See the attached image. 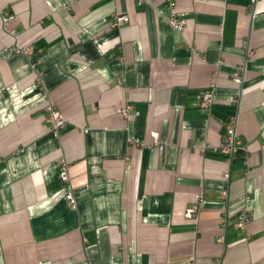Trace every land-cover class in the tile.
Segmentation results:
<instances>
[{"label":"crops","instance_id":"0c3cea01","mask_svg":"<svg viewBox=\"0 0 264 264\" xmlns=\"http://www.w3.org/2000/svg\"><path fill=\"white\" fill-rule=\"evenodd\" d=\"M0 264H264V0H0Z\"/></svg>","mask_w":264,"mask_h":264},{"label":"built area","instance_id":"2783aa9c","mask_svg":"<svg viewBox=\"0 0 264 264\" xmlns=\"http://www.w3.org/2000/svg\"><path fill=\"white\" fill-rule=\"evenodd\" d=\"M252 7H255L258 3V0H249ZM15 19L14 16H5L3 17V21L5 25H8L9 22ZM130 22V18L128 15H118L115 17L113 25L116 27L123 26ZM171 25L178 31H182L184 28L183 23L179 20L177 15L173 16ZM12 35L16 36L13 32ZM11 55L13 54H24L28 57L34 53V46H30L27 48H22L20 46H14L11 49ZM238 100V99H237ZM214 104V94L213 87H211L207 92L203 93L200 96V108L204 113H210L212 105ZM132 107L127 106L124 109H118V113L122 115L127 120L132 118ZM49 129L51 133L55 135H59L62 130L66 127V121L63 118L62 114L57 110L48 107V115L46 119ZM131 143L136 148H152L156 150L160 155H165L168 152L169 144L162 140L158 134L153 135V140L149 141L148 139H132ZM204 148V147H203ZM202 148V149H203ZM242 148V142L237 134V117H232L230 121L226 124V133L223 136L221 143L214 147L213 152L218 155H222L227 157L228 161H231L234 155ZM59 180L63 185L68 186V191L65 194V200L68 202V205L71 209L76 210L78 203L74 191L71 187V179H70V165L68 162L63 161L60 167ZM222 196L224 198L228 197V192L223 191ZM203 196L202 194H198L196 196V203L194 207L189 209L186 212L185 217L188 219H195L198 217L199 211L202 207ZM251 222V215L247 212L243 213L237 223L236 226L239 229H245L249 223ZM228 225L227 218L222 219L221 221V237L220 241L224 242L225 232Z\"/></svg>","mask_w":264,"mask_h":264}]
</instances>
